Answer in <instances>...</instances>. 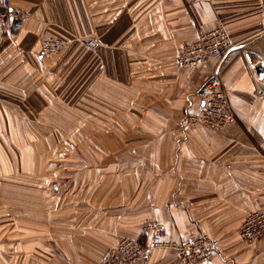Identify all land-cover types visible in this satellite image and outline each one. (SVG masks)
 <instances>
[{"label": "crops", "instance_id": "0c3cea01", "mask_svg": "<svg viewBox=\"0 0 264 264\" xmlns=\"http://www.w3.org/2000/svg\"><path fill=\"white\" fill-rule=\"evenodd\" d=\"M11 4L22 28L0 39V264H100L149 222L162 223L170 241L205 238L218 254L202 264H264V237H239L246 216L264 210V99L256 93L264 85L255 70L264 61V0ZM219 25L244 45L220 62L180 66L182 44ZM47 37L68 42L44 54ZM89 37L97 49L85 45ZM216 66L236 122L185 126ZM55 142L91 144L85 157L99 164L48 179ZM29 189L46 200L28 209L20 192ZM178 261L175 250L153 249L137 264Z\"/></svg>", "mask_w": 264, "mask_h": 264}, {"label": "built area", "instance_id": "2783aa9c", "mask_svg": "<svg viewBox=\"0 0 264 264\" xmlns=\"http://www.w3.org/2000/svg\"><path fill=\"white\" fill-rule=\"evenodd\" d=\"M22 28V12L11 4V0H0V39L15 34ZM67 40L47 37L41 40L40 50L44 54H57ZM85 45L91 50L98 47L94 38H86ZM234 47L226 28H216L201 32L192 40L182 44L177 62L186 68L204 65L210 59L220 62ZM256 93L264 99V90L256 86ZM197 96L202 101L198 112H187L183 116L185 126L200 125L209 130H221L237 120L231 107L229 91L220 81L216 66L199 89ZM240 240L247 243L259 241L264 237V210L249 213L239 228ZM153 249H172L178 253V264H202L210 261L218 250L205 238L183 241L166 239V229L160 222H149L143 226V236L139 239L122 238L109 248L100 264H137Z\"/></svg>", "mask_w": 264, "mask_h": 264}, {"label": "rangeland", "instance_id": "374dc122", "mask_svg": "<svg viewBox=\"0 0 264 264\" xmlns=\"http://www.w3.org/2000/svg\"><path fill=\"white\" fill-rule=\"evenodd\" d=\"M220 81L221 84L224 86L222 79H221V75H220ZM225 87V86H224ZM226 88V87H225ZM74 147H71V144H67V143H58L55 142V162H54V174H51V171L48 169V173L45 174L44 177L51 179L53 178V180L55 181V179L58 178H64L67 180V178L69 177V173L67 170H71L73 168H82L84 166H96V164H99V159L98 158H86L85 157V145H87V148L89 150H93L91 147V144H84V143H74L72 144ZM93 155L95 154L94 152H92ZM59 173V174H57ZM21 193V197L25 198L28 202V209L30 208L29 206H31L34 201H37L39 204V200L40 199H44L46 200L47 196L42 193V192H35L32 190H28V191H22ZM48 193L53 194L52 197L55 198V191L51 192L48 191ZM47 194V192H46ZM48 195V194H47ZM51 198V195H49ZM36 202H34L35 204ZM44 207V211H47V207H46V201L43 203ZM32 207V206H31ZM50 210V209H49ZM55 213V210H54ZM47 214V213H46ZM50 213H48L49 215ZM50 222V219L47 221ZM46 222V224H47Z\"/></svg>", "mask_w": 264, "mask_h": 264}, {"label": "water", "instance_id": "95a60500", "mask_svg": "<svg viewBox=\"0 0 264 264\" xmlns=\"http://www.w3.org/2000/svg\"><path fill=\"white\" fill-rule=\"evenodd\" d=\"M242 45H244V44H242V43L238 44L237 46H234V48L235 47H241ZM255 70H256V73L258 75L259 80L264 85V61H261L258 65H256Z\"/></svg>", "mask_w": 264, "mask_h": 264}]
</instances>
